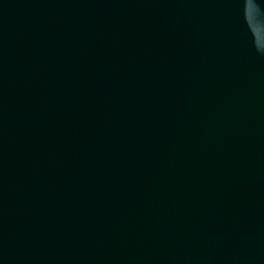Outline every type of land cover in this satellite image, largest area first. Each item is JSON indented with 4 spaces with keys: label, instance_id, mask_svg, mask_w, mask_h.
<instances>
[{
    "label": "water",
    "instance_id": "95a60500",
    "mask_svg": "<svg viewBox=\"0 0 264 264\" xmlns=\"http://www.w3.org/2000/svg\"><path fill=\"white\" fill-rule=\"evenodd\" d=\"M0 264H264V0H0Z\"/></svg>",
    "mask_w": 264,
    "mask_h": 264
}]
</instances>
